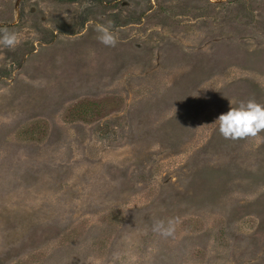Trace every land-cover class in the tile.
<instances>
[{"label": "rangeland", "instance_id": "1", "mask_svg": "<svg viewBox=\"0 0 264 264\" xmlns=\"http://www.w3.org/2000/svg\"><path fill=\"white\" fill-rule=\"evenodd\" d=\"M0 28V264H264V131L214 123L264 105V0H0Z\"/></svg>", "mask_w": 264, "mask_h": 264}, {"label": "clouds", "instance_id": "2", "mask_svg": "<svg viewBox=\"0 0 264 264\" xmlns=\"http://www.w3.org/2000/svg\"><path fill=\"white\" fill-rule=\"evenodd\" d=\"M98 34L96 39L105 47H115L117 37L113 31L111 21L95 25ZM19 44L16 33L7 28H0V46L9 50L14 49ZM217 125L219 135L226 140H238L256 137L264 131V105L258 104L254 100L241 101L235 107H230L226 113L218 116L214 121ZM155 230L160 231L163 236L171 235L172 228H168L158 223Z\"/></svg>", "mask_w": 264, "mask_h": 264}]
</instances>
